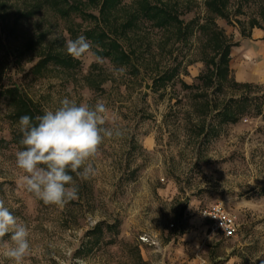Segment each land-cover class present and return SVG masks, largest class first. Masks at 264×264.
I'll list each match as a JSON object with an SVG mask.
<instances>
[{
  "label": "rangeland",
  "instance_id": "rangeland-1",
  "mask_svg": "<svg viewBox=\"0 0 264 264\" xmlns=\"http://www.w3.org/2000/svg\"><path fill=\"white\" fill-rule=\"evenodd\" d=\"M218 1L81 0L82 11L63 2V16L44 0H0V198L29 226L22 264H264V82L235 77L244 39L264 29V0ZM89 30L116 39L128 59L90 39L73 58L67 40ZM224 44L231 69L213 76ZM48 52L67 62L41 65ZM11 86L39 115L64 97L101 100L105 127L123 133L99 146L94 176L69 171L78 196L63 207L22 182V133L2 92ZM225 106L236 121L217 114ZM215 203L236 215V236L211 233L202 211Z\"/></svg>",
  "mask_w": 264,
  "mask_h": 264
},
{
  "label": "clouds",
  "instance_id": "clouds-1",
  "mask_svg": "<svg viewBox=\"0 0 264 264\" xmlns=\"http://www.w3.org/2000/svg\"><path fill=\"white\" fill-rule=\"evenodd\" d=\"M92 44L84 35L66 42V50L79 59L90 52ZM96 61L103 63L101 57ZM113 75L125 74L126 68H113ZM106 104L98 100L95 105L77 103L64 97L59 107L45 110L35 117L19 118L20 143L23 150L16 152V165L23 170L22 182L26 189L45 204L63 207L78 196V187L69 171L88 179L96 174L90 162L105 138L123 135L120 129L105 127L107 123ZM10 235V242L0 247V264L4 260L22 264L31 250L30 229L0 198V241Z\"/></svg>",
  "mask_w": 264,
  "mask_h": 264
},
{
  "label": "trees",
  "instance_id": "trees-1",
  "mask_svg": "<svg viewBox=\"0 0 264 264\" xmlns=\"http://www.w3.org/2000/svg\"><path fill=\"white\" fill-rule=\"evenodd\" d=\"M214 1H216L217 5H220V2L218 0ZM44 2H47L51 6V8H53L63 16L69 15L68 9H66L62 4L63 2H69L70 10L74 9L82 11L84 7L83 4H81V0H44ZM217 10L222 13V8L220 6H218ZM170 17L175 19L176 21H179L178 17L175 15H172ZM99 33V36H93V30H89V32L87 33V39L95 41L96 44L103 48L104 52L100 53H104L108 56H112L115 53L116 58H125L126 60L128 59V55L126 54V52H122L121 46L116 39L108 38V34L104 33L103 31H100ZM232 46L233 45L231 44L222 45L219 52V61H212L211 64L208 65L209 67L210 65H213V69H209L213 76L226 75L229 72ZM116 49L119 50L120 54L119 52H115ZM50 60H56L62 64H65L67 62V60H65L61 55L54 52H48L45 58L41 60L40 64ZM211 79H213L212 76ZM2 92L6 95H10L12 99L11 101L14 106V111L11 117L14 121L19 122V118L21 116L29 115L30 117H32L33 122L35 123V117L39 115V112L38 108L34 105V102L30 98L22 94L16 86L5 88L4 90H2ZM217 114L221 115L223 120L225 121H236L237 116L235 112H232V109L229 106H225L223 109L219 110ZM0 141H3V139H0Z\"/></svg>",
  "mask_w": 264,
  "mask_h": 264
},
{
  "label": "crops",
  "instance_id": "crops-1",
  "mask_svg": "<svg viewBox=\"0 0 264 264\" xmlns=\"http://www.w3.org/2000/svg\"><path fill=\"white\" fill-rule=\"evenodd\" d=\"M243 55L237 62L235 77L237 83H249V81L264 82V29L253 27L249 35L244 39ZM231 69V68H230ZM259 70V71H257ZM254 73L260 75L256 78Z\"/></svg>",
  "mask_w": 264,
  "mask_h": 264
},
{
  "label": "built area",
  "instance_id": "built-area-1",
  "mask_svg": "<svg viewBox=\"0 0 264 264\" xmlns=\"http://www.w3.org/2000/svg\"><path fill=\"white\" fill-rule=\"evenodd\" d=\"M202 216L209 222L211 233L215 236L230 238L238 232L237 218L220 203L212 204L202 211Z\"/></svg>",
  "mask_w": 264,
  "mask_h": 264
}]
</instances>
